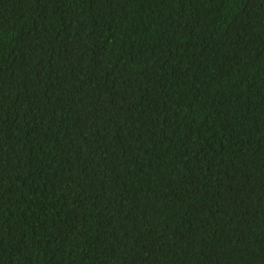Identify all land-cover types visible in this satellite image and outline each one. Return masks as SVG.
Here are the masks:
<instances>
[{
	"label": "trees",
	"instance_id": "trees-1",
	"mask_svg": "<svg viewBox=\"0 0 264 264\" xmlns=\"http://www.w3.org/2000/svg\"><path fill=\"white\" fill-rule=\"evenodd\" d=\"M0 264H264V0H0Z\"/></svg>",
	"mask_w": 264,
	"mask_h": 264
}]
</instances>
